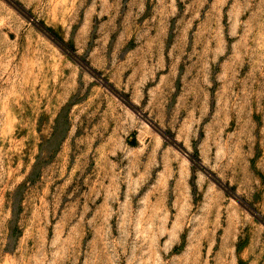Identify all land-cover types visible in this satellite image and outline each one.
I'll return each mask as SVG.
<instances>
[{"label":"rangeland","instance_id":"374dc122","mask_svg":"<svg viewBox=\"0 0 264 264\" xmlns=\"http://www.w3.org/2000/svg\"><path fill=\"white\" fill-rule=\"evenodd\" d=\"M0 264H264V0H0Z\"/></svg>","mask_w":264,"mask_h":264}]
</instances>
